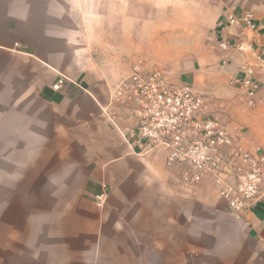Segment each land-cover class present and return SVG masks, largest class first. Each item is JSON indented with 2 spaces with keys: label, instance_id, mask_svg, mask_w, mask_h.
<instances>
[{
  "label": "crops",
  "instance_id": "1",
  "mask_svg": "<svg viewBox=\"0 0 264 264\" xmlns=\"http://www.w3.org/2000/svg\"><path fill=\"white\" fill-rule=\"evenodd\" d=\"M214 1L210 59L229 85L255 59L213 45L251 36L226 16L252 14L264 48V0ZM158 7L147 0H0V126L36 141L20 162L36 187L27 199L16 196L23 202L17 226L27 236L0 245V264H264V200L234 216L212 182L185 191L165 167L164 150L135 155L105 115L135 63L126 68L115 42L126 41V25L143 24L126 12ZM197 63L180 81L194 85ZM61 76L69 81L54 91ZM229 89L232 122L222 118L225 103L205 97L208 112L264 153V88L255 108ZM116 110L124 128L125 111ZM104 186L107 202L99 207ZM25 200L49 204L26 208Z\"/></svg>",
  "mask_w": 264,
  "mask_h": 264
},
{
  "label": "built area",
  "instance_id": "2",
  "mask_svg": "<svg viewBox=\"0 0 264 264\" xmlns=\"http://www.w3.org/2000/svg\"><path fill=\"white\" fill-rule=\"evenodd\" d=\"M226 22L252 33L233 44L223 41L213 48H233L253 55L255 62L243 65L229 86L248 108H255L264 88V48L257 35L259 26L252 14H228ZM67 81L61 76L53 90L60 91ZM118 107L127 116L124 128L118 122ZM105 115L135 155L145 158L164 150L165 167L185 191L192 193L206 180L212 182L234 216L251 211L264 200V153L259 148H247L220 117L209 113L205 97L193 84L171 82L161 69L136 61L131 75L111 95ZM95 200L99 207L105 205V186Z\"/></svg>",
  "mask_w": 264,
  "mask_h": 264
},
{
  "label": "rangeland",
  "instance_id": "3",
  "mask_svg": "<svg viewBox=\"0 0 264 264\" xmlns=\"http://www.w3.org/2000/svg\"><path fill=\"white\" fill-rule=\"evenodd\" d=\"M147 1H157L159 7L153 10H135V12L127 10V17L142 16L143 24L126 25V41H114L124 49L126 68L133 62L141 61L144 65H153L161 69L169 81L177 83L182 76L198 67L197 62L201 60L202 68L195 76L194 88L199 94L212 101L225 103L222 118L232 122L230 112L233 109L230 108L229 102L234 98L229 94L228 83L219 77V70L212 68L210 59L216 52L210 47V28L217 6L215 1ZM12 108L13 106H10V109ZM4 109L5 106H0V119L5 116L1 114ZM7 132L0 126V245H5L6 241L10 244L20 242L23 236H27L21 234L17 226L19 219L21 220L23 202L17 200L16 196L21 198L24 193L26 195L23 196L27 199L30 196L28 192L36 187L28 184L31 182L29 180H32L28 175L29 169L25 171L27 175H23L20 163L22 158L29 155L22 150L28 148L31 143L36 144V141H32L33 138L29 137L5 135ZM41 196H45L44 190ZM30 203L35 206L49 204L48 201L25 200L26 208ZM36 211L35 208L32 214L36 215Z\"/></svg>",
  "mask_w": 264,
  "mask_h": 264
}]
</instances>
